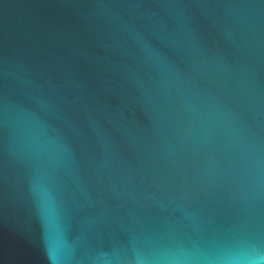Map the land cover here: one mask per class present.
<instances>
[{"label":"water","instance_id":"1","mask_svg":"<svg viewBox=\"0 0 264 264\" xmlns=\"http://www.w3.org/2000/svg\"><path fill=\"white\" fill-rule=\"evenodd\" d=\"M264 264V0H0V264Z\"/></svg>","mask_w":264,"mask_h":264},{"label":"snow or ice","instance_id":"2","mask_svg":"<svg viewBox=\"0 0 264 264\" xmlns=\"http://www.w3.org/2000/svg\"><path fill=\"white\" fill-rule=\"evenodd\" d=\"M138 264H144V262L143 261H138Z\"/></svg>","mask_w":264,"mask_h":264}]
</instances>
